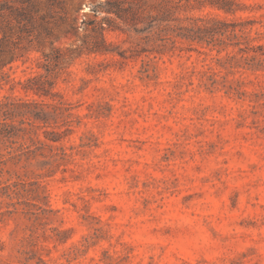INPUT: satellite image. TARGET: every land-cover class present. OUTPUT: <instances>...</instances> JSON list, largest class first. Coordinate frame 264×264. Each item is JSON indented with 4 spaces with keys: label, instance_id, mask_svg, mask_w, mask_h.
I'll use <instances>...</instances> for the list:
<instances>
[{
    "label": "rangeland",
    "instance_id": "1",
    "mask_svg": "<svg viewBox=\"0 0 264 264\" xmlns=\"http://www.w3.org/2000/svg\"><path fill=\"white\" fill-rule=\"evenodd\" d=\"M39 1V50L3 68L13 81L44 72L41 51L102 36L105 50L62 59L38 93L0 81L46 120L0 174V264H264V62L154 42L94 12L104 0ZM236 4L177 15L245 22L264 45V0Z\"/></svg>",
    "mask_w": 264,
    "mask_h": 264
},
{
    "label": "trees",
    "instance_id": "2",
    "mask_svg": "<svg viewBox=\"0 0 264 264\" xmlns=\"http://www.w3.org/2000/svg\"><path fill=\"white\" fill-rule=\"evenodd\" d=\"M60 0H45L49 10L59 6ZM39 0H0V81H11L22 85L24 91L32 90L38 93L42 88V78H47L55 72L57 65L63 59H74L83 51L103 52V36L99 42L88 45L84 41L75 47H53L50 53L41 51L36 65L44 72H35L25 81H13V78L3 70L5 66L19 59L32 49L37 38L35 30L42 26L45 15L38 14ZM209 5L226 12L236 10V0H104L93 6L97 12L104 7L105 11L132 25L143 24L144 29L152 31V40L195 42L218 52L228 46H236L240 57L247 60L264 62L261 54L242 55L244 51L264 48L263 44L254 45L255 36L250 34L247 25L242 21H227L216 16L205 15L196 18L182 19L177 11L182 6ZM100 25L98 31L102 33ZM236 54H227L233 58ZM43 83V82H42ZM1 85V82H0ZM35 99H24L15 95H4L0 98V174L8 162H13L19 153L14 147L16 138L31 131L36 121H46L45 112ZM28 125L29 127H27Z\"/></svg>",
    "mask_w": 264,
    "mask_h": 264
}]
</instances>
